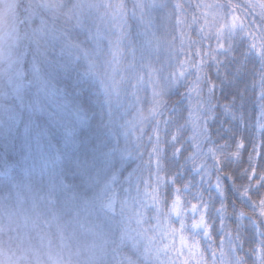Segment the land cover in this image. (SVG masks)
I'll return each instance as SVG.
<instances>
[{
    "label": "snow or ice",
    "instance_id": "1",
    "mask_svg": "<svg viewBox=\"0 0 264 264\" xmlns=\"http://www.w3.org/2000/svg\"><path fill=\"white\" fill-rule=\"evenodd\" d=\"M241 7L247 15L236 14ZM169 8L163 19L174 21V28L190 26L180 0L171 5L134 0L131 12L124 0H0V18H6L0 19V264H191L197 252L199 264H209L195 236L211 241L217 223L226 240L220 239L218 255L212 248L210 264H248L238 254L245 220L262 237L251 249L252 264H264V0H247L243 6L232 0L198 2L196 8L204 9L200 47L189 40L184 52L181 42L185 60L180 61L171 36L168 47L170 55H177L178 70L164 77V68L145 58L163 43L153 13ZM210 15L222 21L214 35ZM129 20L142 29L135 38ZM199 20L193 15L192 24ZM205 58L212 61L208 68H215L216 80ZM190 69L195 80L186 85ZM248 72L253 88L259 78V145L242 132L249 128L248 85L241 89L240 84ZM217 80L223 100L216 96ZM146 84L153 89L147 115L141 109L132 121L118 125L124 98L130 95L139 103ZM182 85L188 88L186 117L175 108L168 112L164 100L167 90ZM227 88L235 91L224 95ZM94 105L101 111L93 126ZM69 114L74 123L66 122ZM189 125L192 135L186 136ZM248 143V167L237 185L231 166L240 165ZM141 148L148 155L147 178L137 175L139 168L125 177L129 160H143ZM227 180L251 212L246 215L233 203L235 235L225 224ZM209 190L217 193L219 207L210 192L205 201ZM189 194L191 199H185ZM189 217L193 239L186 243ZM129 243L135 259L122 252Z\"/></svg>",
    "mask_w": 264,
    "mask_h": 264
},
{
    "label": "trees",
    "instance_id": "2",
    "mask_svg": "<svg viewBox=\"0 0 264 264\" xmlns=\"http://www.w3.org/2000/svg\"><path fill=\"white\" fill-rule=\"evenodd\" d=\"M113 2H116V0H113ZM134 0H124V3L127 4L128 6V10L129 12H131V8H132V4H133ZM167 3L174 4L176 3V0H166ZM181 3H183L185 5V11L187 13V21L188 24L190 26H184L181 25L180 28H174V21H169L167 19H163V17H166L168 12L171 11V9L169 8L167 11H160L157 10L153 13L154 18H155V23L157 25L155 31L157 36H159L161 38V40L163 41L162 46L159 50V52L157 53H152L148 56H146L145 58V63H147L149 60L151 61V63L157 67V68H164V72H163V76L167 77L168 72L176 69L178 70L177 67V55H170V49L168 47V45L170 43H172L171 40V36H175V53L178 54V59L180 61H184L185 60V55L184 52L189 51L188 49V43L189 40L197 42L195 44V48L200 47V43H199V29L200 26H202L204 24V19L201 17V12L204 11V9H197L196 8V4L198 2H203V3H219V2H223V0H180ZM233 3H237L241 6H243L244 4L247 3V0H232ZM190 5V7H189ZM243 12L245 15H247V9L241 7L238 11H237V15H240V13ZM193 15H196L197 17L200 18L199 20V24H192V19H193ZM243 18V17H242ZM0 19H4L6 20V18H0ZM230 19V17H229ZM249 20H251V17H249ZM219 23H222V21H215L210 22V25L212 26V31H213V35L215 32V26ZM129 24L132 26V36L135 38L136 36V32L138 30H142L139 29L138 26L135 24L134 21L129 20ZM183 29V35L181 33L180 29ZM83 38V37H82ZM240 37H237V43H239ZM181 42H183L184 44V52L180 51V47H181ZM211 43V47L213 50H215L216 48V40L213 38L210 41ZM203 48L205 51L208 50L209 48V41L205 40L203 42ZM236 55L238 56L239 53H236ZM192 55H189L188 59H192ZM197 60H199V57H196ZM212 64V61L205 58V65H206V70H208V74L214 79L216 80V72H215V68L211 67L210 69L208 68V66H210ZM249 69H251L252 65L249 64L248 65ZM258 67V64H257ZM190 71L193 72V75H189L187 77V81H186V85L187 84H191L194 80H195V74H194V69H190ZM223 75V73H221V76ZM252 81H253V75L251 72H248L246 75L243 76L240 87L241 89H243L244 84L248 85V91H247V95H246V100L244 102V112L245 114L249 117V128L247 130H243L242 128V132L243 135L250 141L253 136L257 142V144L259 145L261 143V133L259 132V130L255 127V121L259 116V92H260V88H259V78L256 77V83H255V88H253L252 86ZM163 80L161 81V85H163ZM186 85H182L179 88H172L170 90H167L165 92V96H164V100L166 101L167 104V111L171 112L173 110V108H175L177 110L178 113L182 114L184 117H186L188 115L187 112V108L189 106V102L188 99L185 95V93H187L188 88ZM217 92H216V96L217 98L223 100V97L221 95V92L219 90V81L217 80ZM235 89L234 88H227L224 95H229L231 92H234ZM205 93H206V89H205ZM152 94H153V89L151 85H145L143 87V89L141 91H139L138 95L140 97V102L137 103L130 95L126 98H124V106L122 108H120L119 110V114L117 116V124H125L128 121H132L139 110L143 109V112L145 115H147L148 113V109L150 107L151 104V100H152ZM196 99L195 95H193V101ZM48 101H45V103H47ZM239 106V105H238ZM94 109L95 112L97 113L96 117L94 119H92V123L93 126L95 125V123L99 120V113L101 111L99 105H94ZM104 111H107L106 107L104 109ZM39 115V114H37ZM165 119L167 118V112L165 113ZM223 117H221L220 122H223ZM66 122L68 123H74L75 122V118L74 116H72L71 114L67 115L65 117ZM183 122V121H181ZM217 126H219V124H217ZM145 130L147 132L150 133L151 131V124L146 122L145 125ZM224 127H228L227 124L224 125ZM138 131L137 132H132L130 139L132 141L136 140V136L138 135ZM192 135V126L189 125L188 126V130L186 132V136H190ZM121 143L123 144V137L121 136ZM144 145L148 144V140H147V136L144 137V141H143ZM141 151H144V157L143 160L140 159H134V160H129L127 162V164L125 165L124 168V176L126 177L129 173L133 172L134 170H136L137 168H139V171L137 172V175H143L144 178H147L148 176V167H147V161H148V155H147V151H145L144 148H141ZM148 151H150V149H148ZM252 151V147H251V143L247 144V151L243 153L242 159L240 161V165H232L231 166V171L235 173V180L237 185H239L242 181L240 179V173L243 171L244 168L248 167V160H249V156L248 153H250ZM170 154V153H169ZM3 157V150L0 149V160H2ZM209 163H211V161H209ZM189 167H191V165H189ZM154 168V165H153ZM191 178V177H189ZM133 182L135 183V178L133 180ZM198 182V178H196V180L194 181V183ZM212 183L215 184V177L213 176V180ZM224 188H225V193H226V203L228 205V218L225 220V224L227 229L233 234L235 235L236 233V229H237V224L235 222V219L232 216V205L233 203H235L236 207L238 209H242L245 211L246 215H251L250 210H248L246 207H244L239 199L234 195L233 190H232V180H227L224 181ZM128 185L125 184L124 187H127ZM118 187V191H119V186ZM205 189H208V185L205 184ZM193 193L196 191V189L192 190ZM209 192L212 198V201L215 203V207H219V203L217 202V193L214 190H209L205 192L204 195V199L207 202L209 200ZM121 195H126L125 193L121 192ZM132 195H135V190L133 188L132 190ZM185 199L190 200L191 199V194L185 196ZM147 215L149 217H151L153 215L152 212H147ZM212 216L213 218H215V212L214 209L212 211ZM154 223V222H153ZM186 223L188 224V230H186V232L184 233V235L187 237V241L186 243H190L191 240L193 239V231L191 230V218L189 217V219L186 221ZM148 225L146 224L145 227H147ZM177 229L179 228V224L174 225ZM261 231H264V229H261ZM240 234L242 236V240H243V251L238 253L240 256L244 257L247 261L248 264H252V261L256 259V256L252 254L251 249L252 248H256L259 246V242L262 239V237L253 229V227L247 223V221L245 220L242 223V226L240 227ZM221 238H225L223 233H220L219 231V224L217 223L215 226V231L212 232V240L209 241L207 239H205L202 236H195V239L200 241V252L204 253V260L209 261L210 264V260H211V256H212V248H216L217 249V255H218V245L220 242ZM169 243H171V239L168 240ZM176 247L179 248L180 247V241H179V233H177L176 236ZM211 245V247H210ZM185 251V256L188 255V249H184ZM124 255L130 256L132 259H135L136 256L134 254V250L131 247V244L129 243L127 246L124 247V249L122 250ZM110 259V258H109ZM191 264H199V252H197L194 256H192L191 258ZM258 264V261H257Z\"/></svg>",
    "mask_w": 264,
    "mask_h": 264
},
{
    "label": "rangeland",
    "instance_id": "3",
    "mask_svg": "<svg viewBox=\"0 0 264 264\" xmlns=\"http://www.w3.org/2000/svg\"><path fill=\"white\" fill-rule=\"evenodd\" d=\"M208 4H213L212 2L211 3H208ZM216 20H214L213 19V17L210 15L209 17H208V23H209V25H210V22H215ZM185 249H187V248H185ZM185 252V251H184Z\"/></svg>",
    "mask_w": 264,
    "mask_h": 264
}]
</instances>
